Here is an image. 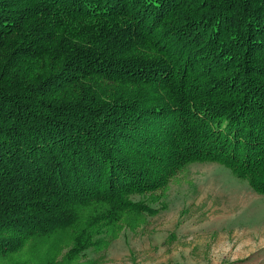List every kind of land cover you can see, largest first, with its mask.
I'll use <instances>...</instances> for the list:
<instances>
[{"label":"trees","instance_id":"obj_1","mask_svg":"<svg viewBox=\"0 0 264 264\" xmlns=\"http://www.w3.org/2000/svg\"><path fill=\"white\" fill-rule=\"evenodd\" d=\"M262 53L264 0H0V256L90 259L193 161L264 194Z\"/></svg>","mask_w":264,"mask_h":264},{"label":"rangeland","instance_id":"obj_2","mask_svg":"<svg viewBox=\"0 0 264 264\" xmlns=\"http://www.w3.org/2000/svg\"><path fill=\"white\" fill-rule=\"evenodd\" d=\"M257 72L253 76L264 79V67ZM132 198L156 212L121 220L119 230L89 252L90 259L75 258L72 264H264V194L225 165L190 162L164 186ZM32 243L18 254L0 256V264L21 259L33 264L39 254L44 262L61 257L60 251H45L54 248L50 240L38 247Z\"/></svg>","mask_w":264,"mask_h":264}]
</instances>
